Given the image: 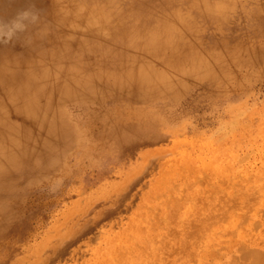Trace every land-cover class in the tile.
I'll return each instance as SVG.
<instances>
[{
  "label": "rangeland",
  "instance_id": "1",
  "mask_svg": "<svg viewBox=\"0 0 264 264\" xmlns=\"http://www.w3.org/2000/svg\"><path fill=\"white\" fill-rule=\"evenodd\" d=\"M30 8L39 23L0 44V81L11 61L35 94L27 109L33 90L7 85L29 92L0 122V264H229L241 241L262 251L264 0H0V19ZM218 148L239 164L226 181L172 170ZM211 191L231 202L205 211Z\"/></svg>",
  "mask_w": 264,
  "mask_h": 264
},
{
  "label": "bare ground",
  "instance_id": "2",
  "mask_svg": "<svg viewBox=\"0 0 264 264\" xmlns=\"http://www.w3.org/2000/svg\"><path fill=\"white\" fill-rule=\"evenodd\" d=\"M224 4V3H223ZM222 4V5H223ZM217 5V4H216ZM225 5V4H224ZM223 5V6H224ZM222 6V7H223ZM225 7V6H224ZM101 9V8H100ZM225 9V8H224ZM219 11H221V10H219ZM96 13V12H95ZM100 15V14H99ZM89 16V15H88ZM93 16V15H92ZM96 16V15H95ZM91 19V18H90ZM93 20V19H92ZM100 22H102V21H100ZM19 38V37H18ZM20 39V38H19ZM16 40V39H15ZM19 41V40H18ZM11 45V44H10ZM3 48V47H2ZM13 49V48H12ZM11 49V50H12ZM4 50V49H3ZM1 53L2 52H0V56H1ZM3 54V53H2ZM3 59H4V57H3ZM18 65V64H17ZM17 65L15 64V63H13V62H8V61H4V67H7V69L9 70V71H7V74L8 75H6V76H4V79L3 80H1L0 81V98L1 97H3V99H0V113H2V114H4L1 118H0V122H3V120L6 118V119H11L12 120V117H13V115H12V113H7L8 112V109L11 107L12 108V106H13V104H14V102H16L15 101V98L16 97H18V96H23V95H26L27 96V93L25 94L24 93V91H27V90H33V85H34V78L32 77V72H28V74L25 76V75H23L25 72H22V71H20V70H18V68H17ZM20 65V64H19ZM1 69H3V68H1ZM154 74V73H153ZM9 84V86H14V87H18V86H26L28 89L26 90L25 89V87H19L18 89H17V91L15 90L14 91V89L12 88V87H10V89H8L7 88V85ZM64 85H65V83H64ZM67 85V84H66ZM65 85V86H66ZM49 86V85H48ZM54 86V85H53ZM14 92H16V93H14ZM29 91H27V92H29ZM24 93V94H23ZM30 94H29V96H31V98L30 99H26V101H27V104L28 105H26V103H24L23 105H25L26 107H27V109H30V107L32 108V105L34 104V101H35V94H34V90L32 91V92H29ZM19 98V97H18ZM25 98H27V97H25V96H23V99H22V97L18 100L17 99V101H24V99ZM41 100V99H40ZM29 101V102H28ZM23 103V102H22ZM28 106H30V107H28ZM43 106V105H42ZM14 107V106H13ZM26 110V109H25ZM23 112V111H22ZM20 113H21V110H20ZM30 113V112H29ZM27 113L26 112H23V117L22 118H26V119H28L27 117H28V115H26ZM16 115V114H15ZM17 116V115H16ZM16 118H18V117H16ZM21 118V117H20ZM19 118V119H20ZM159 119V118H158ZM30 120V119H29ZM46 123V122H45ZM161 123V122H160ZM3 126V125H2ZM21 126V125H20ZM7 127H9L8 129L6 128V130H10L11 129V127L12 126H7ZM0 129H2L1 127H0ZM4 130V129H3ZM21 132V131H20ZM32 132V131H31ZM6 134V133H5ZM12 135V134H11ZM41 135V134H40ZM7 137H8V135H7ZM51 137V136H50ZM7 139H9V137L7 138ZM12 140H14V138L12 137ZM11 140V141H12ZM39 142V141H38ZM12 143V142H11ZM39 144V143H38ZM37 147H38V145H37ZM212 147V146H211ZM3 148V147H2ZM40 148V147H39ZM1 149V148H0ZM8 149V148H7ZM102 152V151H101ZM227 152V151H226ZM194 154V153H193ZM159 155V154H158ZM248 154H246V156H247ZM182 156V155H181ZM187 159H185L183 162H182V164L181 165H178V166H173V171H175V172H182V173H184V174H188L189 172L190 173H192V171H196L197 172V170H198V172H203L204 173V176L207 174V175H209V176H212L211 174H213L214 176H217V178L219 179V180H225V178L228 176V173H230V171L231 172H234L233 170L234 169H236V166H234V162H235V159H236V155H234L233 153H232V151L230 150V151H228L227 153H224V151H222V150H220L219 148H218V150H215V152L213 153V155H212V157H211V159H209V158H206V156L205 155H203V153L202 152H199L198 154H196V155H194V156H191V153H187ZM244 157V158H243ZM248 157V156H247ZM241 158V161H243L244 159H245V156L244 155H241V157H239L238 159H240ZM237 159V160H238ZM239 163H240V161H239ZM242 163V162H241ZM235 164H238V163H236L235 162ZM239 165V164H238ZM247 171H249V170H247ZM202 174V173H201ZM201 174H198V177H200V175ZM167 175V174H166ZM241 175H243V174H241ZM241 175H238V177L239 176H241ZM213 176V177H214ZM235 176V175H234ZM202 177V176H201ZM212 177V178H213ZM224 178V179H223ZM234 178H236V177H234ZM215 180V179H214ZM218 180V181H219ZM226 181V180H225ZM230 181V180H229ZM248 181V180H247ZM162 182V181H161ZM221 183V181L219 182V184ZM223 183V182H222ZM234 182H232V184H233ZM227 184V183H226ZM230 184V183H229ZM264 184V183H263ZM199 185V184H198ZM204 185V184H203ZM222 185V184H221ZM231 185V184H230ZM261 185V184H260ZM159 186V185H158ZM208 186H209V184H208ZM239 186V185H238ZM251 186V185H250ZM254 186V185H253ZM213 187V186H212ZM218 187H219V185H218ZM237 187V186H236ZM225 188H226V186H225ZM253 188V187H252ZM207 189V188H206ZM215 189V188H214ZM219 189V188H218ZM218 189H216V190H218ZM227 189V188H226ZM238 189V188H237ZM240 189V188H239ZM204 190V189H203ZM223 190V188L221 189V191ZM225 190V189H224ZM223 190V193L225 192ZM182 191V190H181ZM204 191H206V190H204ZM203 191V192H204ZM210 191V190H209ZM219 191V190H218ZM199 192V191H198ZM212 192V195L210 196V197H208L207 196V194H204L205 196H204V199L206 200V202H207V206H206V208L204 207V209H205V211H206V209H213L214 210V208L213 207H215L214 205H215V203L217 202V204L220 202V203H223V204H221V205H224L225 207L227 206V204L229 203V202H231V201H229V199H228V196H226L225 194L224 195H222L221 196V194L220 193H218V192H213V191H211ZM210 192V193H211ZM220 192V191H219ZM254 192V191H253ZM181 194V193H180ZM242 194V193H241ZM252 195V192L251 191H247V193H246V196H245V198H248V196L249 195ZM254 194V193H253ZM235 195V194H234ZM257 195V194H256ZM242 196V195H241ZM263 196V195H262ZM261 196V197H262ZM251 197H253V196H251ZM251 197H250V200H251ZM258 197H259V194H258ZM254 198V197H253ZM179 199V198H178ZM185 199V198H184ZM194 199V198H193ZM197 199V198H196ZM233 199V198H232ZM188 200H190V199H188ZM239 200H240V198H239ZM253 201H255L254 199H252ZM261 200H264V199H261ZM94 201V200H93ZM92 201V202H93ZM194 201H195V199H194ZM198 201H199V199H198ZM229 201V202H228ZM233 202V201H232ZM235 202V201H234ZM233 202V203H234ZM237 202V201H236ZM251 202V201H250ZM249 202V203H250ZM94 203V202H93ZM219 203V204H220ZM225 203H226V205H225ZM244 203H246V202H244ZM189 204H191V203H189ZM195 204V203H194ZM252 204L253 203H251V206H252ZM254 204H255V202H254ZM205 205V204H204ZM231 205H232V203H231ZM237 205V204H236ZM236 205H234V206H236ZM196 206H197V204H196ZM224 206H222V208L224 207ZM229 206V205H228ZM249 206V205H248ZM179 207H180V205H179ZM200 207V206H199ZM245 207V206H244ZM181 208V207H180ZM203 208V207H202ZM217 208H220V206H217ZM254 208V207H253ZM198 209H200V208H198ZM197 209V210H198ZM232 209V208H231ZM264 209V208H263ZM262 209V210H263ZM230 210V209H229ZM250 210H251V207H250ZM171 211V210H170ZM178 211V210H177ZM199 211V210H198ZM204 211V213H206ZM248 211H249V208H248ZM179 212H180V210H179ZM195 212H197V211H195ZM234 212H236L235 210H234ZM233 212V213H234ZM262 212H264V210L262 211ZM261 212V213H262ZM193 213V212H192ZM199 213V212H198ZM218 213V212H217ZM233 213H231V215L233 214ZM238 213V212H237ZM241 214H245L244 212L242 213V212H240ZM173 214H175V213H173ZM203 214V213H202ZM223 214V213H222ZM241 214H239V216L241 215ZM170 215H171V213H170ZM195 215V214H194ZM198 215V214H197ZM216 215H218V214H215V213H212L211 215H209V217H206L207 219H209V218H211V219H213L214 218V216H216ZM234 215H236L235 213H234ZM246 215V214H245ZM264 215V214H263ZM262 215V216H263ZM175 216V215H174ZM202 216V215H201ZM211 216V217H210ZM226 215L224 214V216L223 217H225ZM247 217L245 218L246 220H244L245 222H247V218H248V214L246 215ZM196 217V216H195ZM194 217V218H195ZM198 217H200V216H198ZM203 217V216H202ZM202 217H200L199 218V220H201L202 219ZM217 217V216H216ZM229 217H231V216H229ZM229 217L227 218V217H225V219L226 220H228L229 219ZM235 216H233V217H231V218H234ZM240 217H243V216H240ZM185 218V217H184ZM192 218V217H191ZM205 218V217H204ZM205 218V220L207 221V219ZM217 218H219V217H217ZM216 218V219H217ZM220 218H222V216L220 217ZM235 218H237V217H235ZM154 219V218H153ZM196 220H197V217L195 218ZM215 219V220H216ZM223 219V218H222ZM242 219V218H241ZM172 220H174V218H172ZM189 220H191L190 218H189ZM195 220V221H196ZM203 220V219H202ZM226 220L224 221V222H226ZM234 220V219H233ZM233 220H229V222L230 221H233ZM239 220V217H238V219H237V221ZM250 220V219H249ZM259 220V219H258ZM192 221H194V220H192ZM192 221H189L190 223L192 222ZM198 221V220H197ZM204 221V220H203ZM206 221H204V222H206ZM217 221H218V219H217ZM217 221L216 222H214V223H217ZM221 221L222 220H220L219 222L221 223ZM234 221H236V219L234 220ZM243 221V222H244ZM200 222H202V221H200ZM200 222H199V224H198V222H196L198 225H200ZM213 222H212V224H213ZM228 222V221H227ZM241 222H242V220H241ZM241 222H239L240 223V225L242 226V223ZM255 222V221H254ZM259 222V221H258ZM159 223V222H158ZM162 223V222H161ZM183 223V222H182ZM181 223V224H182ZM209 223V222H208ZM239 223H238V225H239ZM253 223V222H252ZM256 223V222H255ZM141 224V223H140ZM175 224V223H174ZM194 224V223H193ZM197 224H196V226H197ZM206 224V223H205ZM210 224V223H209ZM223 224V223H222ZM234 224H235V222H234ZM234 224H232L233 226H234ZM257 224V226H260L258 223H256ZM190 225V224H189ZM188 225V226H189ZM195 225V224H194ZM207 225V224H206ZM211 225V224H210ZM221 225V224H220ZM253 225H254V223H253ZM176 226V225H175ZM183 226H184V224H183ZM191 226H193L192 224H191ZM232 226V227H233ZM255 227H253V228H255L254 230H256V225H254ZM185 227H187V226H185ZM199 227V226H198ZM198 227H197V230H198ZM201 227V226H200ZM203 227V226H202ZM207 227H209L208 225H207ZM230 227V226H229ZM239 227L240 226H237V228L239 229ZM243 227V226H242ZM251 227V226H250ZM191 228V227H190ZM189 228V229H190ZM193 228L194 227H192V230H193ZM196 228V227H195ZM222 228V227H221ZM237 228H235V230L237 229ZM244 228V227H243ZM241 229L240 228V231L243 233V231L242 230H244V229ZM157 229H158V227H157ZM160 229V228H159ZM164 229V228H163ZM172 229V228H171ZM186 229V228H185ZM184 229V230H185ZM188 229V228H187ZM200 229H202V228H200ZM199 229V230H200ZM207 229V228H206ZM223 229H225V228H223ZM222 229V230H223ZM251 229H252V227H251ZM179 230H180V228H179ZM195 230L196 229H194V231L193 232H195ZM203 230H204V228H203ZM227 230V229H226ZM232 230V229H231ZM234 230V231H235ZM260 230V229H259ZM177 231H178V229H177ZM191 231V230H190ZM190 231H188L187 233H189ZM224 231V230H223ZM229 230H227V234L226 233H224V234H226V236L229 234V232H228ZM237 231L238 230H236V233H237ZM263 231V230H262ZM156 232H158V231H156ZM164 232V231H163ZM199 232H201V231H199ZM216 232V231H215ZM254 232H256V231H254ZM148 233V232H147ZM161 233V232H160ZM182 233V232H181ZM197 233V232H196ZM231 233H232V231H231ZM122 234V233H121ZM162 234V233H161ZM166 234V233H165ZM198 234V233H197ZM202 234V233H201ZM235 234V233H234ZM238 234V233H237ZM235 234L236 235V238H237V236H239V235H242V234ZM153 235V234H152ZM156 235V234H155ZM192 235V234H191ZM154 236V235H153ZM159 236V235H158ZM161 236V235H160ZM166 236V235H165ZM164 236V237H165ZM193 236H196V235H193ZM221 236H223L222 234H221ZM231 236H233V235H231ZM245 236V235H244ZM134 237V236H133ZM156 237V236H155ZM191 237V236H190ZM201 238H202V236H200ZM224 237V236H223ZM54 238V237H53ZM62 239H63V237H62ZM119 239V238H118ZM157 239V238H156ZM159 239V238H158ZM166 239V238H165ZM195 239V238H194ZM227 239H228V237H227ZM226 239V240H227ZM234 239H235V237H234ZM245 239H247V238H245ZM167 240V239H166ZM221 240V239H220ZM249 240V239H248ZM247 240V241H248ZM160 241V240H159ZM241 241V240H240ZM247 241H245V242H247ZM161 242V241H160ZM193 242V241H192ZM204 242H206V241H204ZM203 242V243H204ZM226 242H228V240L226 241ZM252 242V241H251ZM250 242V243H251ZM262 242V241H261ZM136 243V242H135ZM158 243V246H159V242H157ZM163 243V242H162ZM167 243H169L168 241H167ZM202 243V242H201ZM207 243H209V242H207ZM216 243H218V242H216ZM165 244V243H164ZM205 244V243H204ZM228 244V243H227ZM227 244H226V246H227ZM242 244V241H241V243H240V245ZM244 244V245H243ZM242 245L243 246H240L239 245V247H234L233 248V250L234 251H238L237 253V256H232L229 260H227L228 261V263L230 264V263H232V264H238V261H241V259H243L244 257L245 258H247L249 261H246V262H248L249 264H264V249H262V251L261 250H258V247H256V249H253L252 247L255 245V243L251 246L250 245V247H248V245H247V243H243ZM245 244H246V247H245ZM138 245V244H137ZM163 245V244H162ZM196 245V244H195ZM216 245H218V244H216ZM231 245V244H230ZM238 245V244H237ZM53 246V245H52ZM125 246H127V245H125ZM130 246V245H129ZM161 246V245H160ZM197 246V245H196ZM203 246V245H202ZM128 247V246H127ZM139 247V246H138ZM142 247V246H141ZM165 246H163V248H164ZM188 247V246H187ZM195 247V246H194ZM197 247H200V245L199 246H197ZM220 247H222V244H221V246ZM219 247V249H221ZM228 247V246H227ZM50 248V247H49ZM48 248V249H49ZM53 248V247H52ZM129 248V247H128ZM159 248V247H158ZM163 248H162V250H163ZM174 248V247H173ZM212 248V247H211ZM224 247H222V249H223ZM264 248V247H263ZM141 249V248H140ZM157 249V248H156ZM175 249V248H174ZM177 249V248H176ZM227 249V248H226ZM225 249V250H226ZM171 250H172V248H171ZM179 250V249H178ZM224 250V251H225ZM53 251V250H52ZM170 251V250H169ZM210 251H212V250H210ZM155 252V251H154ZM186 252V251H185ZM215 252H217V251H215ZM240 252V253H239ZM125 253V252H124ZM168 253V252H167ZM170 253H172V251L170 252ZM176 253V252H175ZM183 253H184V250H183ZM192 253V252H191ZM119 254V253H118ZM188 254V253H187ZM232 254V253H231ZM117 255V254H116ZM163 255V254H162ZM170 255H172V254H170ZM49 256V255H48ZM189 256V255H188ZM193 257L192 258H194V255H192ZM161 257V256H160ZM166 257H168L167 255H166ZM217 257V256H216ZM40 258V257H39ZM120 258V257H119ZM148 258V257H147ZM179 258H184V257H181V256H179ZM178 258V259H179ZM219 258H221V257H219ZM169 259V258H168ZM171 259V258H170ZM246 259V260H247ZM158 260H159V258H158ZM161 260V259H160ZM164 260V259H163ZM245 260V259H244ZM117 261H118V259H117ZM184 261V260H183ZM188 261V260H187ZM196 261H197V259H196ZM195 261V262H196ZM211 261V260H210ZM225 261V260H224ZM163 262V261H162ZM166 262V261H165ZM242 262H245V261H242ZM167 263V262H166ZM169 263V262H168ZM176 264V263H175ZM180 264V263H179ZM225 264V263H224ZM227 264V263H226ZM242 264V263H241ZM245 264V263H244Z\"/></svg>",
  "mask_w": 264,
  "mask_h": 264
},
{
  "label": "clouds",
  "instance_id": "3",
  "mask_svg": "<svg viewBox=\"0 0 264 264\" xmlns=\"http://www.w3.org/2000/svg\"><path fill=\"white\" fill-rule=\"evenodd\" d=\"M39 20V13L32 8L21 10L9 21L0 19V44L11 43L31 26L37 25Z\"/></svg>",
  "mask_w": 264,
  "mask_h": 264
}]
</instances>
